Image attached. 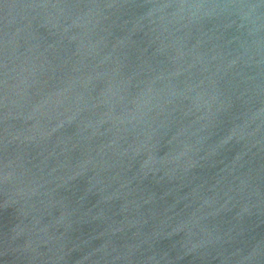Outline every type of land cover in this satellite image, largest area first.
Instances as JSON below:
<instances>
[{"label": "water", "instance_id": "water-1", "mask_svg": "<svg viewBox=\"0 0 264 264\" xmlns=\"http://www.w3.org/2000/svg\"><path fill=\"white\" fill-rule=\"evenodd\" d=\"M0 264H264V0H0Z\"/></svg>", "mask_w": 264, "mask_h": 264}]
</instances>
